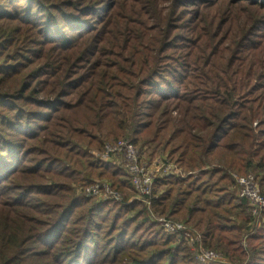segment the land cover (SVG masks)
<instances>
[{
	"label": "trees",
	"instance_id": "trees-1",
	"mask_svg": "<svg viewBox=\"0 0 264 264\" xmlns=\"http://www.w3.org/2000/svg\"><path fill=\"white\" fill-rule=\"evenodd\" d=\"M4 1L0 0V22H21ZM165 1L113 0L105 10L101 0H85L63 10L61 22H67L73 32L71 41L61 45L45 41L37 52L40 56L34 61L44 59L52 68L40 93L54 95L58 105L31 99L39 110L51 112L41 115L43 127L36 133L24 135L23 148H29L26 155L45 156L32 160L40 166L44 162L69 165L45 171L52 175L54 186L50 185L56 191L41 183L32 186L38 190L42 209L36 219L39 223L34 222L26 239L39 240L45 249L30 258L50 256L58 261L64 258L63 264H95L109 261L104 259L108 252L113 264H264V210L257 216L250 214L232 176H254L264 196V43L250 42L241 53L234 42L214 51L207 47L204 34L176 42V28L168 23L172 14L161 7ZM179 1L169 0L173 8L179 7ZM45 14L44 20H49ZM91 16L93 26L85 25ZM5 38L0 37V47ZM182 41L190 43L180 45ZM47 48L56 51V58H48ZM178 52L181 55L172 56ZM66 59L70 62L64 65ZM16 72L13 69L7 76ZM70 74L75 77V91L65 92ZM37 80L34 75L33 81ZM29 86L22 83L4 94L3 101H22ZM150 95L152 100L144 103ZM15 96L19 97L12 99ZM66 97L71 99L64 101ZM20 114L15 112L12 118L21 121L28 115ZM121 139L138 151L154 146L186 174L156 180L150 209L142 201H128L127 192L134 191L117 158L101 159L106 147ZM13 152L0 153V179L5 182L19 171L23 158L14 157ZM70 169L73 175H67ZM94 176L109 179L123 200L100 201L74 194L72 184L85 183V187L94 182H89ZM9 206L0 202L2 212H8ZM149 210L170 219L186 218L184 222L199 233L201 247L222 261H199L184 240L167 235L149 219ZM107 217L114 224L105 229L99 222ZM143 227L146 231L137 235ZM20 232L19 228L12 233L17 236L14 240L0 238V264L36 262L9 258L21 245ZM102 232H108L104 244L99 240ZM128 242V248L122 247ZM105 245L107 252L101 258Z\"/></svg>",
	"mask_w": 264,
	"mask_h": 264
},
{
	"label": "rangeland",
	"instance_id": "rangeland-1",
	"mask_svg": "<svg viewBox=\"0 0 264 264\" xmlns=\"http://www.w3.org/2000/svg\"><path fill=\"white\" fill-rule=\"evenodd\" d=\"M84 1L85 0L4 1L5 6H10L9 10L11 11V15H14L15 17L19 16L22 20L21 22L17 21L16 23L6 21L0 22V37L2 38L6 35V38L2 42L4 45L0 47V74L4 75L2 80H0V153H4L6 150L10 149L11 151H14V157L23 156L19 171L8 176L6 182L0 179V202L6 201L10 205L7 210L8 212H2L0 210V238L5 237L6 239L12 238L14 240L17 236L12 233L19 231V228L21 229V232L19 233L21 245L19 247L17 246V250L9 255V258L12 261H30L32 263L36 261L34 264H63L65 261L64 258H61L58 261L50 256L41 258V260L30 258V254L39 253L45 249V247L39 243V240L37 239L28 241L26 235H29L28 231L32 229L34 222L39 223V220L36 219H39L40 214H38V211L42 209V200H39L40 196L37 194L38 190L35 188L32 189V186L41 183V185L49 187L52 190L51 192L56 191L57 188L53 187V182L50 179L52 175L45 171L48 169L52 171L60 170L65 165H69V163L59 162L58 164H50L44 162V164L42 163L40 166V164L38 165L36 164L37 162H33L32 160L35 158L38 161L45 156L41 154L26 155V151L29 148H23V146L26 145L27 140L24 141L21 139L24 135L29 134L30 132L36 133L40 127H43V123H40L39 118L42 117L41 115H45V113L49 114L51 112V110H45L43 108L39 110L37 108L38 105L33 104V100L31 99L56 104L54 95L43 96V94L40 93L41 89L44 88V77L47 73H50L52 68L48 66L44 59L34 61L40 56L37 52L41 50L45 41L51 40L54 45H61L62 43L71 41L73 32L67 28V22H61V19L65 17L63 10H67L70 7L74 8V6H77ZM101 2L104 3L102 8L105 10L108 9L110 3L113 4V0H101ZM178 6L179 7L177 8H173V4L170 3L169 0H166L161 4L165 13L171 12L172 14L168 23L176 28L174 35L176 42L178 38H187L189 40L193 39L196 35L199 36V34H204L206 35L205 41L207 47H212L214 51L222 47L227 48L231 42H234L239 46L238 48L241 53H245L249 49L248 44L250 42L264 43V0H180ZM1 12H3L1 15L5 14L3 10H1ZM46 12L49 14V20H44V18H47L45 14ZM93 19H95L94 16L85 19V25L93 26ZM63 27H65V29H63ZM113 30L114 29L111 28L108 32V36L111 39L114 37ZM182 43L180 45L187 46L190 42L182 41ZM180 51L185 50L183 49ZM46 52L48 58H56V51L47 48ZM181 53L182 52L174 53L172 56L181 55ZM101 58H104V56H101ZM69 62L70 60L66 59L64 65L69 64ZM13 69H17V72L13 75L7 76V74L13 71ZM34 75L38 76L37 81H33ZM77 75L79 77L83 76L82 72L79 70H77ZM74 81L75 77L73 74H70L63 91H75L73 88ZM22 83L23 85L27 83L30 85L28 87L29 90L22 101L16 103L3 101L4 97L2 96L4 94L14 92ZM55 89L53 88L52 91ZM47 93H50V91L48 90ZM17 97L19 96H15L12 99ZM153 97V95L145 97L144 103H148ZM69 99L71 98H63L64 101H68ZM15 112L21 113L20 115H28H23L22 120L19 121L17 118H12L13 115H15ZM89 152L93 155L98 154V156H100V152L95 149H90ZM139 153L148 163L159 159H167L173 164V161L167 157V154L156 150L152 145L143 148ZM7 159L9 158L7 157ZM115 160L121 164L120 158ZM177 170L180 171L183 178H185L186 174L178 168ZM66 173L67 175H73V170L70 169ZM27 176H30L31 178H26ZM232 176L233 179L237 177L235 175ZM91 181H107L111 183L107 178H97L96 176L92 177V179L89 178V182ZM83 184L85 183L72 184V187L76 188L74 194H83ZM127 195L129 198L128 201L135 197L134 193L127 192ZM154 215L156 217H162L155 213ZM163 216L168 217L167 215ZM149 219L154 221L151 217ZM185 219L180 215H176L172 220L185 223ZM122 220L123 218H121V221ZM99 223L101 224V227L105 229L111 228L114 224L113 220H109L108 217ZM143 230H145V227L141 228L137 235ZM107 234L108 232H102L99 234L101 244H104L107 241ZM146 234L147 233H142L141 235H144L145 237ZM15 242L18 244V238ZM129 244L130 243L128 242L122 247L128 248ZM190 249L195 253V258H197V245ZM101 252L100 257L102 258L104 256L103 252H107L106 245ZM109 256L110 254L108 255L107 252V256H105L104 259L109 261H96L95 264H113L114 261H110ZM219 261H222L221 258H219ZM74 262L76 261H67L65 264H76ZM21 263L24 264L23 262ZM159 263L167 264L168 262L159 261L157 264ZM238 264H244V262Z\"/></svg>",
	"mask_w": 264,
	"mask_h": 264
},
{
	"label": "built area",
	"instance_id": "built-area-1",
	"mask_svg": "<svg viewBox=\"0 0 264 264\" xmlns=\"http://www.w3.org/2000/svg\"><path fill=\"white\" fill-rule=\"evenodd\" d=\"M120 158L121 164L130 179L134 195L129 201H142L148 209L151 203L152 187L154 182L172 175L182 176L172 163L167 159H159L148 163L140 155L138 149L127 140H120L107 146L101 159ZM238 186V197L247 201L252 216H257L264 210V196L259 193L254 176L247 175L235 178ZM83 194L88 198L100 201L121 202L123 196L115 190L107 181H94L83 187ZM150 217L159 227L169 236L184 240L185 243L193 248L198 247L197 258L204 263L219 261L218 255L213 251L204 250L200 245V235L187 224L174 221L168 217H156L150 211Z\"/></svg>",
	"mask_w": 264,
	"mask_h": 264
}]
</instances>
